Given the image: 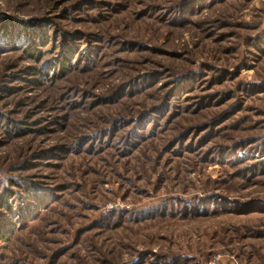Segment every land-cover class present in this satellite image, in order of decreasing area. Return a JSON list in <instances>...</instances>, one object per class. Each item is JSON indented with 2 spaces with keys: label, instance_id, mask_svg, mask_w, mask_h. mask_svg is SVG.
I'll return each instance as SVG.
<instances>
[{
  "label": "rangeland",
  "instance_id": "374dc122",
  "mask_svg": "<svg viewBox=\"0 0 264 264\" xmlns=\"http://www.w3.org/2000/svg\"><path fill=\"white\" fill-rule=\"evenodd\" d=\"M0 264H264V0H0Z\"/></svg>",
  "mask_w": 264,
  "mask_h": 264
}]
</instances>
